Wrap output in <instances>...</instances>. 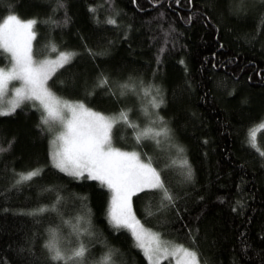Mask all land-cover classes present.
<instances>
[{"label": "trees", "instance_id": "1", "mask_svg": "<svg viewBox=\"0 0 264 264\" xmlns=\"http://www.w3.org/2000/svg\"><path fill=\"white\" fill-rule=\"evenodd\" d=\"M10 14L37 21L35 59L75 54L47 82L58 98L127 114L112 144L151 162L172 197H132L146 229L200 264H264V127L249 143L264 122V0H0V19ZM9 60L0 52V66ZM43 115L26 103L0 116V264H65L51 259L53 239L66 257L87 248L67 264H148L109 222L110 191L53 166Z\"/></svg>", "mask_w": 264, "mask_h": 264}, {"label": "snow or ice", "instance_id": "2", "mask_svg": "<svg viewBox=\"0 0 264 264\" xmlns=\"http://www.w3.org/2000/svg\"><path fill=\"white\" fill-rule=\"evenodd\" d=\"M107 22L114 24L115 20ZM36 23V20L22 21L14 14L0 19V52L10 57L8 66L0 68V98L8 91L12 81L20 82V86L13 90L15 98L9 106L0 105V116L11 115L24 101H38L44 111L41 122L45 125L59 123L63 128L52 141L50 156L53 166L77 179L86 174L88 179L98 181L110 191L109 222L116 229L124 228L131 232L148 264H161L162 260L169 258L175 259L176 264H200L195 250L163 240L159 233L146 229L136 219L131 201L138 192L146 188L159 189L164 199L171 201L160 173L151 162H143L138 153L124 152L113 146L112 129L118 122H128L125 112L121 111L118 117L105 116L87 109L82 103L62 100L47 87L52 74L70 63L75 54L60 52L55 60L37 61L32 49ZM107 82L102 80L101 86ZM154 106L159 107V104ZM261 126L264 127V122ZM149 132L151 129L141 135L148 136ZM249 143L258 148L255 133L251 131ZM3 150L0 148V151ZM260 154L264 155V151ZM41 172L42 169L37 168L22 173L17 183L29 181ZM46 247L52 253V260L65 261V264L69 260H82L88 251L81 244L66 257L54 239ZM108 259L105 257L101 264H108Z\"/></svg>", "mask_w": 264, "mask_h": 264}, {"label": "rangeland", "instance_id": "3", "mask_svg": "<svg viewBox=\"0 0 264 264\" xmlns=\"http://www.w3.org/2000/svg\"><path fill=\"white\" fill-rule=\"evenodd\" d=\"M22 21H27V20H31V19H21ZM9 56V55H8ZM10 58V57H9ZM56 58H53V59H51V60H55ZM37 61H39L38 59H36ZM49 60V59H48ZM2 67H5V66H0V68H2ZM20 86V82L19 81H12L11 83H10V85H9V89H8V91L5 93V95L2 97V98H0V105H2L3 107H5V108H7L8 106H9V102L11 101V100H13L15 97H14V88L15 87H19ZM61 99V98H60ZM63 100V99H62ZM26 103H29V104H32V105H37V106H39L40 108H42L40 105H39V102L38 101H34V100H31V101H24L21 105H23V104H26ZM88 109V108H87ZM43 110V109H42ZM44 112V111H43ZM52 125L56 128V130L54 131L55 132V135L52 137V140H54L55 139V137L61 132V131H63V128L60 126V124L59 123H52ZM262 125V123H260L256 128H254L253 129V132L255 133V131L258 129V128H260V127H262L261 126ZM145 130H142V133L144 132ZM150 134V133H149ZM138 136H142L141 134H138ZM152 137V136H151ZM115 148H116V146L115 145H113ZM119 149V148H118ZM52 150V149H51ZM121 151H124V152H126L125 150H122V149H120ZM153 232V231H152ZM163 239V238H162ZM164 240V239H163ZM165 241H167V240H165ZM170 242V241H169ZM172 259V258H171ZM173 261L176 263V261H175V259H173Z\"/></svg>", "mask_w": 264, "mask_h": 264}]
</instances>
